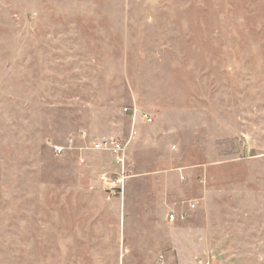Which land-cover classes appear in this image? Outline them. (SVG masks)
<instances>
[{
  "label": "rangeland",
  "instance_id": "obj_1",
  "mask_svg": "<svg viewBox=\"0 0 264 264\" xmlns=\"http://www.w3.org/2000/svg\"><path fill=\"white\" fill-rule=\"evenodd\" d=\"M0 264H264V0H0Z\"/></svg>",
  "mask_w": 264,
  "mask_h": 264
},
{
  "label": "built area",
  "instance_id": "obj_2",
  "mask_svg": "<svg viewBox=\"0 0 264 264\" xmlns=\"http://www.w3.org/2000/svg\"><path fill=\"white\" fill-rule=\"evenodd\" d=\"M123 112L132 115L133 119H136L138 116L148 123L153 122V117L148 112H139L131 107H124ZM93 147L111 156L115 167L114 172L111 174L109 172H103L100 174L99 179L105 188L114 193H119L125 186V180L129 177L127 171V143L118 137H103L95 141ZM190 206L195 207V204L190 203ZM167 220L170 222L178 220L176 211L172 210L168 212Z\"/></svg>",
  "mask_w": 264,
  "mask_h": 264
}]
</instances>
